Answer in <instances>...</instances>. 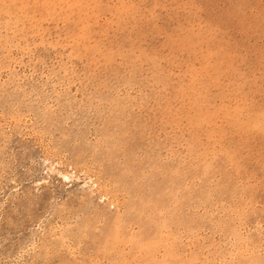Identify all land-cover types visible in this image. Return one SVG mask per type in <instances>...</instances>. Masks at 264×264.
<instances>
[{
	"label": "rangeland",
	"instance_id": "rangeland-1",
	"mask_svg": "<svg viewBox=\"0 0 264 264\" xmlns=\"http://www.w3.org/2000/svg\"><path fill=\"white\" fill-rule=\"evenodd\" d=\"M0 264H264V0H0Z\"/></svg>",
	"mask_w": 264,
	"mask_h": 264
}]
</instances>
